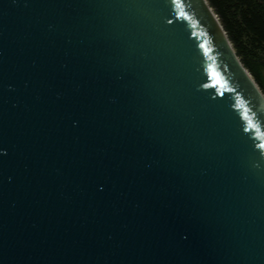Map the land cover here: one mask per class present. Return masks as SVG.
<instances>
[{"label":"water","instance_id":"water-1","mask_svg":"<svg viewBox=\"0 0 264 264\" xmlns=\"http://www.w3.org/2000/svg\"><path fill=\"white\" fill-rule=\"evenodd\" d=\"M0 264H264V94L207 0H0Z\"/></svg>","mask_w":264,"mask_h":264},{"label":"trees","instance_id":"trees-1","mask_svg":"<svg viewBox=\"0 0 264 264\" xmlns=\"http://www.w3.org/2000/svg\"><path fill=\"white\" fill-rule=\"evenodd\" d=\"M236 56L264 94V0H207Z\"/></svg>","mask_w":264,"mask_h":264}]
</instances>
